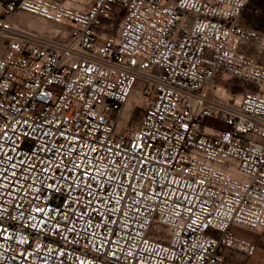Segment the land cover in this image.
<instances>
[{
	"label": "built area",
	"instance_id": "built-area-1",
	"mask_svg": "<svg viewBox=\"0 0 264 264\" xmlns=\"http://www.w3.org/2000/svg\"><path fill=\"white\" fill-rule=\"evenodd\" d=\"M249 2L0 0V264L255 254L232 231H264V62L241 49L264 32L241 23Z\"/></svg>",
	"mask_w": 264,
	"mask_h": 264
},
{
	"label": "crops",
	"instance_id": "crops-1",
	"mask_svg": "<svg viewBox=\"0 0 264 264\" xmlns=\"http://www.w3.org/2000/svg\"><path fill=\"white\" fill-rule=\"evenodd\" d=\"M77 7H83V6L78 4ZM261 12L262 9L256 6L253 8V10L250 13L251 17L246 18L243 13L241 23L244 26L255 28L262 31L263 30L261 28L262 26H258L254 22V18L257 15H259ZM251 45L252 43L248 45H244L242 46L241 49L250 55L257 56L260 59V61L264 62L263 51L261 53L259 51L258 54L252 53L250 51ZM232 231L237 237L255 244L257 246V249L255 254L252 256L244 255L235 250L228 251L223 264H264V231H255L240 225H234L232 227ZM211 235L214 237L220 236V234L217 231H211Z\"/></svg>",
	"mask_w": 264,
	"mask_h": 264
},
{
	"label": "rangeland",
	"instance_id": "rangeland-1",
	"mask_svg": "<svg viewBox=\"0 0 264 264\" xmlns=\"http://www.w3.org/2000/svg\"><path fill=\"white\" fill-rule=\"evenodd\" d=\"M61 1H67L69 3V0H61ZM259 7L262 9V12L257 15L254 18V22L255 24H257L258 26H262L261 28L263 29L262 32H264V0H250L245 12H244V16L247 17H251L250 13L253 10L254 7ZM16 20L18 22H21L25 25H29L31 27L34 28H42L45 25H49L51 26L52 24L45 22L44 20L37 18L35 16L29 15V14H24V13H20L16 16ZM54 27V26H53ZM262 50L263 51V57H264V39L254 42L252 43L251 47H250V51L252 53L258 54V52ZM229 84H231V91L234 94H240L244 88H242L240 86V82L236 79H229L228 80ZM250 89L252 90H257V88L249 86ZM146 102L145 100H140V101H136V105L133 107V114L130 117V125H137L142 117V113L143 110L145 108ZM209 123H214L213 120H208Z\"/></svg>",
	"mask_w": 264,
	"mask_h": 264
}]
</instances>
